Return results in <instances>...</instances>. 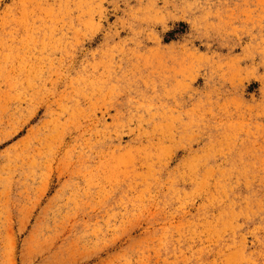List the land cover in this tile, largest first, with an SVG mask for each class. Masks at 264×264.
Listing matches in <instances>:
<instances>
[{"label": "rangeland", "instance_id": "374dc122", "mask_svg": "<svg viewBox=\"0 0 264 264\" xmlns=\"http://www.w3.org/2000/svg\"><path fill=\"white\" fill-rule=\"evenodd\" d=\"M0 264H264V0H0Z\"/></svg>", "mask_w": 264, "mask_h": 264}]
</instances>
